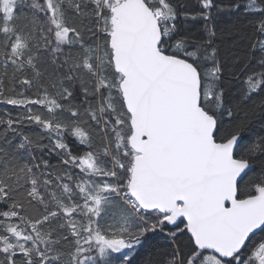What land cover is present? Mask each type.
<instances>
[{
	"label": "snow or ice",
	"instance_id": "obj_1",
	"mask_svg": "<svg viewBox=\"0 0 264 264\" xmlns=\"http://www.w3.org/2000/svg\"><path fill=\"white\" fill-rule=\"evenodd\" d=\"M24 3L0 0V46L10 47L7 56L14 79L26 68L33 71L35 79L42 73L32 49L39 51L41 44L33 35L34 18H25L23 27L17 23L23 16ZM64 3L45 0L41 5L32 0V7L48 17L47 31L55 41L54 53L80 39L79 32L66 25ZM90 3L107 47L103 51L99 47L87 50L82 63L72 67L83 68L95 78L92 94L98 103L90 115L112 140L100 153L74 156L58 139L55 147L68 154L63 163L93 179H81L75 193L69 185H60L63 195L50 191L47 201L41 187L47 191L51 179L41 181L32 168L17 172L11 162L5 166L0 172V203L15 201L10 192H20L21 174H27L30 188L25 198L29 204L44 205L45 212L36 219L26 218L21 214L23 204L17 202L7 210L0 209V217L24 222L22 227L3 225L0 220L5 233L0 235V264H17L16 257L21 255V264H65L62 257L66 254L56 249L59 240L53 237L55 229L50 226L58 218V227L68 229L75 245V250L67 254L66 264H117L125 260L132 264L131 250L140 246L143 237L180 221L186 222L180 231L190 233L193 247L186 256L178 252L168 264H264V241L249 248L254 234L264 232V180L252 183L241 195V185L252 164L250 159L235 154L241 139L239 128L218 139L217 111L223 107V92L217 87L221 70L215 50L207 52L202 45L177 36L178 16L171 0ZM200 4L204 11L190 18L210 21L214 0H200ZM73 7L78 15L82 13L80 3ZM241 7L246 15L256 16L254 27L260 37L254 40L252 51L260 55L259 63L264 66V0H247L232 5L230 10L239 11ZM209 33L215 35L211 28ZM40 38L45 49L52 43L47 34L41 33ZM202 61H212V67H204ZM2 66L7 75L8 63ZM109 68L115 74L111 80L106 74ZM19 83L30 88L33 79L23 78ZM245 83L247 96L264 90V72L249 76ZM113 90L119 94L123 111L118 112L112 102ZM58 96L60 99L50 97L46 89L43 99L25 96L23 91L6 96L0 82V104L25 108L27 118L45 130L58 137L70 132L80 143L91 145L82 128H69L57 119V114L64 111L60 100L72 93L65 88ZM29 105H43L51 115L42 118ZM69 111L73 117L78 115ZM5 123L11 129L16 122ZM250 152L252 156L264 154V146L257 145ZM103 158H108L112 167H107ZM120 172L124 173L123 183L104 179H119ZM74 195L79 200L73 199ZM114 198H119L120 208L114 205ZM50 205L55 206L53 210H48ZM109 210L116 215L111 223L102 225L101 219ZM69 235L63 239L68 240ZM170 235L175 237L177 233Z\"/></svg>",
	"mask_w": 264,
	"mask_h": 264
},
{
	"label": "trees",
	"instance_id": "obj_2",
	"mask_svg": "<svg viewBox=\"0 0 264 264\" xmlns=\"http://www.w3.org/2000/svg\"><path fill=\"white\" fill-rule=\"evenodd\" d=\"M36 2L43 5L45 0H36ZM246 2L247 0H214L216 7L211 10L212 19L206 21L202 18H190L198 16L204 11L200 0H171L178 16L176 21L177 36L202 45L203 50L207 52H211L213 49L216 52V63L221 70L217 87L223 92V107L217 111L219 118L218 139H222L239 128L241 141L236 156L250 159L254 168L245 176L244 183L241 185V195L247 193L252 183L264 180V154L252 156L250 152L257 145L264 146V90L247 96L245 83L249 76L264 72V66L259 63L260 55L254 54L252 51V44L255 39L260 37V34L254 27L255 15H246L243 7L239 11L230 10L234 4ZM75 3L81 4L82 13L79 15L73 7ZM62 8L65 13L66 25L75 28L80 34V39L71 45L61 46L60 52H53L56 45L52 40V35L47 31L50 27L48 17L32 7V0H25L22 7L23 16L17 21L18 25L23 27L25 18L36 20L33 35L35 42L41 44V49L37 51L36 48H33L32 52L38 56L37 66L42 73L40 77L34 79L33 71L26 68L24 73H16L14 79L12 76L14 68L9 62L10 57L7 56L10 47L0 46V82L4 86L5 95H16L23 91L25 96L43 99L46 89L50 97L60 99L58 93L65 88L68 89L72 96L60 100L64 105V111L57 114V119L69 128L79 126L88 134L91 141V145L82 144L70 132L61 133L58 137L56 133L45 130L41 125L28 119L27 109L0 104V172H3L5 166L11 162L17 172L20 168H25V172L26 168H32V173L39 176L41 181L51 179L53 183L47 191L41 187L46 201L50 199V191L63 195L60 187L63 184L72 187L75 193V185L84 178V173H81L78 168L63 163L68 158V154L55 147L58 139L68 145L74 156H83L89 151L100 153L105 145L112 140V137L106 136L101 130V126L97 125L90 115L92 111L96 110L98 103L97 96L92 94L95 91V78L83 68L72 67L74 64L82 63V60L86 58L87 50L99 47L103 51L107 47L105 44L107 38L99 32L100 25L94 18L93 5L90 0H65ZM209 28L215 32V35L209 33ZM41 33L47 34L49 40L52 41L46 49L43 47L44 41L40 38ZM2 39V34H0V40ZM8 44L11 45V41H8ZM4 63H8L7 75H4L5 69L2 66ZM202 65L211 68L212 61H202ZM106 74L110 80L115 76L111 68L107 70ZM69 75H72L73 79H67ZM23 78L33 79L32 87L20 84L19 80ZM85 89H87L88 95H85ZM112 96V102L117 111H123L119 94L113 90ZM28 108L33 113L40 114L42 118L51 115L47 113V109L43 105H29ZM69 109L76 111L78 115L73 117ZM229 112H231V116L228 115ZM7 120L16 122L13 128H8L5 123ZM103 163L109 168L112 167L108 158H103ZM36 165L39 167L37 168ZM21 175L24 178L21 180L23 187L20 192H10V196L14 197L15 201L9 199L6 203H0V209L7 210L13 202L22 203L21 214L26 218L36 219L44 214L45 207L36 202L28 203V199L25 198L26 190L30 188V184L26 182L28 175ZM118 176V182L123 183L124 173L120 172ZM113 181L112 179V183ZM13 186L15 187V185ZM73 199L79 200V197L74 195ZM113 203L116 208L121 207L118 198H114ZM54 207V205H50L49 209L53 210ZM112 219L113 217L107 223H111ZM0 220L3 221V225L20 224L24 227V222L19 219L9 220L0 217ZM60 220L53 221L50 226L55 229L53 237L59 240L56 249L66 254L62 257L66 264L69 258L67 254L75 250V245L68 229L58 227ZM3 225H0V235L5 234ZM43 227L47 228L48 226ZM184 227V223L176 228L166 225L164 231L149 233L143 237V242L136 248L137 252L132 258V264H168L178 252L181 256H186L192 250L193 244L189 233L186 230L180 231ZM173 231L177 233L175 237L170 235ZM65 235H69L68 240L63 239ZM261 241H264V232L250 240L249 248ZM2 258L3 254H0V259ZM23 259L22 255L17 256V264H21ZM125 264L128 262L126 261Z\"/></svg>",
	"mask_w": 264,
	"mask_h": 264
},
{
	"label": "rangeland",
	"instance_id": "obj_3",
	"mask_svg": "<svg viewBox=\"0 0 264 264\" xmlns=\"http://www.w3.org/2000/svg\"><path fill=\"white\" fill-rule=\"evenodd\" d=\"M99 26V25H98ZM100 32V31H99ZM83 179H93V178H90V177H85ZM97 179V182H99V178H96ZM105 179V178H104ZM112 179L114 180L113 183H120L118 182V179L117 178H110L107 180L108 183H112ZM119 199V198H118ZM115 214V212L113 210H109L108 213L104 214L102 219H101V224H105L109 221V219H111L113 217V215ZM79 218V217H78ZM58 219H61V218H58ZM61 221V220H60ZM132 252V258L135 256L137 250L134 249V250H131ZM126 263V260L125 261H119L117 264H125Z\"/></svg>",
	"mask_w": 264,
	"mask_h": 264
},
{
	"label": "water",
	"instance_id": "obj_4",
	"mask_svg": "<svg viewBox=\"0 0 264 264\" xmlns=\"http://www.w3.org/2000/svg\"><path fill=\"white\" fill-rule=\"evenodd\" d=\"M240 141H241V139H240ZM240 141H238V145H237L236 152H237L238 147H239V145H240ZM235 154H236V153H235ZM253 169H254V168H253V166H252L249 170H247V174H248L249 172H251ZM247 174H246V175H247ZM181 223H184V224H185L186 222H184V221H180V222H178L177 225H169V226L172 227V228H176V227H177L178 225H180ZM189 235H190V233H189ZM190 236H191V235H190ZM255 236H256V235L254 234L253 237H255ZM253 237H252V238H253ZM252 238H251V239H252ZM251 239H250V240H251Z\"/></svg>",
	"mask_w": 264,
	"mask_h": 264
},
{
	"label": "bare ground",
	"instance_id": "obj_5",
	"mask_svg": "<svg viewBox=\"0 0 264 264\" xmlns=\"http://www.w3.org/2000/svg\"><path fill=\"white\" fill-rule=\"evenodd\" d=\"M24 150V149H23ZM50 210V209H49Z\"/></svg>",
	"mask_w": 264,
	"mask_h": 264
}]
</instances>
